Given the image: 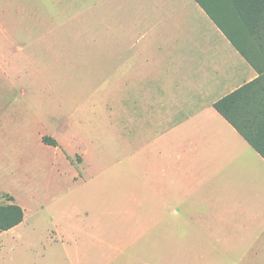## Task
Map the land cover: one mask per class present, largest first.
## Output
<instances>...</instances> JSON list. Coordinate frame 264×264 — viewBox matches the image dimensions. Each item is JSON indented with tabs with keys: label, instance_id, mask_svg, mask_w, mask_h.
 Here are the masks:
<instances>
[{
	"label": "crops",
	"instance_id": "1",
	"mask_svg": "<svg viewBox=\"0 0 264 264\" xmlns=\"http://www.w3.org/2000/svg\"><path fill=\"white\" fill-rule=\"evenodd\" d=\"M78 2L111 117L125 106L127 190L178 207L61 227L63 264H264V158L215 108L259 72L196 0ZM61 135L49 146L70 164ZM2 205L24 220L0 229V255L26 221L15 196Z\"/></svg>",
	"mask_w": 264,
	"mask_h": 264
},
{
	"label": "rangeland",
	"instance_id": "2",
	"mask_svg": "<svg viewBox=\"0 0 264 264\" xmlns=\"http://www.w3.org/2000/svg\"><path fill=\"white\" fill-rule=\"evenodd\" d=\"M78 6L0 0V206L15 196L26 210L19 245L0 264H63L61 227L95 224L100 212L178 207L174 196L127 190L117 126L125 106L111 117L110 90L97 82L93 50L82 48ZM56 133L70 164L43 140Z\"/></svg>",
	"mask_w": 264,
	"mask_h": 264
},
{
	"label": "trees",
	"instance_id": "3",
	"mask_svg": "<svg viewBox=\"0 0 264 264\" xmlns=\"http://www.w3.org/2000/svg\"><path fill=\"white\" fill-rule=\"evenodd\" d=\"M196 1L259 72L255 82L222 99L215 108L264 158V0ZM43 140L56 145L50 138ZM23 220L21 207L0 206L2 231L16 227Z\"/></svg>",
	"mask_w": 264,
	"mask_h": 264
}]
</instances>
